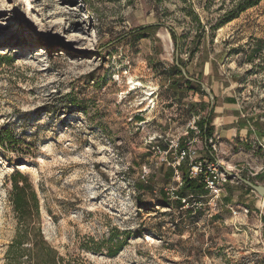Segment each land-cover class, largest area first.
I'll return each mask as SVG.
<instances>
[{
    "label": "rangeland",
    "instance_id": "1",
    "mask_svg": "<svg viewBox=\"0 0 264 264\" xmlns=\"http://www.w3.org/2000/svg\"><path fill=\"white\" fill-rule=\"evenodd\" d=\"M236 1L0 0V264L17 171L37 192L44 239L73 264H264V198L236 179L217 199L163 203L181 184L177 152L190 142L207 158L194 122L210 104L172 72L167 25L188 75L238 102L218 129L247 131L215 130V158L264 185V0L210 27Z\"/></svg>",
    "mask_w": 264,
    "mask_h": 264
},
{
    "label": "trees",
    "instance_id": "2",
    "mask_svg": "<svg viewBox=\"0 0 264 264\" xmlns=\"http://www.w3.org/2000/svg\"><path fill=\"white\" fill-rule=\"evenodd\" d=\"M261 0H237L222 16L219 20L213 24L214 29H217L224 25L225 23L231 21L237 17L242 11L247 8L253 7L258 4ZM194 19L200 24L198 15H194ZM159 23V22H156ZM161 24H151L146 27H137L128 32L129 34H143L152 28H157ZM171 40L175 49L179 47V36L177 32L170 26L168 28ZM199 36L195 35L194 38L198 39ZM193 38V40H194ZM195 39V40H196ZM197 41V40H196ZM198 42V41H197ZM263 41L258 42L255 46V52L262 49ZM179 63L185 68L182 58H178ZM172 72H177L180 80L185 78L182 76L179 69L174 65L171 66ZM187 72V71H186ZM199 80V76L197 77ZM187 84H195V87L201 90V87L198 83L186 80ZM172 85L176 86L177 81L172 82ZM213 105L210 108L208 107V112L205 117L200 118L195 121V126L199 130V133H202L203 139L205 140V150L207 154V159L210 161H215V154L212 150V147L208 144L207 140L211 138L214 133L213 119L215 117L214 107H215V96L213 91ZM7 139L12 138L7 132ZM14 141H17L14 139ZM13 141V142H14ZM179 146L183 147V144L180 143ZM167 173L172 175L174 173L173 168H168ZM177 171H180L181 184L177 187L175 191L176 199L172 202H169L168 199L163 198V203L166 207H171L176 205L177 207L182 206V200L189 202L193 198L200 201L207 194L208 190L200 176L191 177L189 174V165L188 160L183 159L180 161L179 165L175 168ZM243 177L256 182L254 177L249 175L241 174ZM258 179L262 181L263 175L258 176ZM142 186V184H141ZM246 189L251 190L246 187ZM10 201L12 204L13 212L15 213V218L17 221L16 233L13 240L8 244L5 251V263L4 264H73L70 260L65 259L59 254V252L51 246L44 239L41 233L40 226V211H39V200L37 192L34 189L32 183L27 176L21 172H15L11 177V189H10ZM166 199V200H165ZM166 201V202H165ZM248 211H251L253 208L251 206H246ZM121 243L117 242L113 247L108 248V254L110 256H115L121 249Z\"/></svg>",
    "mask_w": 264,
    "mask_h": 264
},
{
    "label": "built area",
    "instance_id": "3",
    "mask_svg": "<svg viewBox=\"0 0 264 264\" xmlns=\"http://www.w3.org/2000/svg\"><path fill=\"white\" fill-rule=\"evenodd\" d=\"M195 126H192L195 131ZM211 147L214 146L212 138H209ZM187 144L186 148H183L177 152V165L183 159L188 160L189 174L191 177L200 176L205 183V186L209 194L217 199L222 190L224 183L228 180V177L218 168L215 162L208 160L207 158H196V150ZM184 201V200H183Z\"/></svg>",
    "mask_w": 264,
    "mask_h": 264
},
{
    "label": "water",
    "instance_id": "4",
    "mask_svg": "<svg viewBox=\"0 0 264 264\" xmlns=\"http://www.w3.org/2000/svg\"><path fill=\"white\" fill-rule=\"evenodd\" d=\"M151 24H159V23L155 22V23L145 24V25H142L141 27H146V26L151 25ZM166 27L170 28V26H168V25ZM178 58H179L178 49H175L174 65L179 69L182 76L186 80L196 82L200 85L201 89L205 92V94L210 99L209 103H210V108H211L213 103H214L212 92L206 87L204 82L189 76L188 73L186 72L185 68L179 63ZM214 162L216 163L218 168L228 177V179H236L238 182H240L243 185H245L246 187L250 188L251 191L255 192L258 196H260L261 198H264V185L256 183V182H254V181H252L246 177L239 175L237 172L230 170L224 164H221V162L216 158H215Z\"/></svg>",
    "mask_w": 264,
    "mask_h": 264
},
{
    "label": "crops",
    "instance_id": "5",
    "mask_svg": "<svg viewBox=\"0 0 264 264\" xmlns=\"http://www.w3.org/2000/svg\"><path fill=\"white\" fill-rule=\"evenodd\" d=\"M221 93L219 94L214 93L215 96L214 119L216 121V124L214 126V131L216 130L217 132L218 131L221 132L220 137L226 136L228 137V140H231L235 137V134L238 132L237 131L238 129L240 130L239 131L240 134L242 131H247V130L241 129V127H238L237 129L234 130L233 128H226L224 130H222V128L218 129L219 126L224 124V122L227 123L228 121H230L229 118L233 116V114H237V112H240L238 102L236 101L235 97L227 96V95L223 96Z\"/></svg>",
    "mask_w": 264,
    "mask_h": 264
},
{
    "label": "bare ground",
    "instance_id": "6",
    "mask_svg": "<svg viewBox=\"0 0 264 264\" xmlns=\"http://www.w3.org/2000/svg\"><path fill=\"white\" fill-rule=\"evenodd\" d=\"M166 36V35H165ZM147 99V98H146ZM226 167L227 168H230L231 167V164H229V163H226Z\"/></svg>",
    "mask_w": 264,
    "mask_h": 264
}]
</instances>
